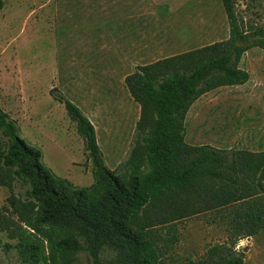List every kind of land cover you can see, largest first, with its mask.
Returning a JSON list of instances; mask_svg holds the SVG:
<instances>
[{"label": "rangeland", "instance_id": "374dc122", "mask_svg": "<svg viewBox=\"0 0 264 264\" xmlns=\"http://www.w3.org/2000/svg\"><path fill=\"white\" fill-rule=\"evenodd\" d=\"M233 1L245 26L264 25V0ZM123 3L125 0H4L0 10V107L16 120L21 137L41 150L43 163L79 186L93 183V164L75 122L50 89L56 87L90 119L106 165L117 168L136 141L141 112L125 77L135 66L152 62H131L119 56L115 10ZM128 3L158 8L157 21H147L158 30V57L229 36L221 0ZM239 66L248 71L247 82L219 87L192 103L185 117L186 143L209 144L243 156L264 152V49H248ZM5 144L0 129V147ZM248 173L240 172L241 178H248ZM261 182L264 184V178ZM200 186L207 192L218 184L204 181ZM27 188L17 182L14 192L24 196ZM8 196V188L0 185V212ZM159 202L150 216L157 223L160 244H170L167 264H201L208 248L217 244L233 247L246 264H264V228L250 236L239 233L235 240L222 210L210 208L208 192L186 201L167 198ZM173 218L176 220L170 221ZM162 221L169 222L158 223ZM11 242L0 230V264H31L22 261L14 247L5 250ZM39 243L36 264H93L85 249L68 259L58 256L53 263L46 241ZM113 258L110 249L100 252V264H115Z\"/></svg>", "mask_w": 264, "mask_h": 264}, {"label": "trees", "instance_id": "16d2710c", "mask_svg": "<svg viewBox=\"0 0 264 264\" xmlns=\"http://www.w3.org/2000/svg\"><path fill=\"white\" fill-rule=\"evenodd\" d=\"M221 1L229 23L226 39L137 65L125 77L141 112L136 141L117 168L106 165L90 119L56 87L50 89L75 122L92 161L94 181L88 186L46 166L41 150L21 137L16 120L0 107L6 137L0 147V185L9 190L0 230L13 240L5 250L12 246L22 261L36 264L42 240L53 263L85 249L92 263L100 264V252L107 248L115 264H167L170 244H160L151 208L167 198L186 201L207 192L210 208L222 210L235 240L239 233L250 236L264 228V152L243 156L184 140L192 103L219 87L247 82L249 73L239 66L243 54L255 46L264 49V25L245 26L234 1ZM3 4L0 0V10ZM245 170L249 176L242 179ZM204 181L218 186L205 192ZM17 182L28 186L24 196L14 192ZM201 264L246 263L233 247L217 244L208 248Z\"/></svg>", "mask_w": 264, "mask_h": 264}, {"label": "crops", "instance_id": "0c3cea01", "mask_svg": "<svg viewBox=\"0 0 264 264\" xmlns=\"http://www.w3.org/2000/svg\"><path fill=\"white\" fill-rule=\"evenodd\" d=\"M115 12L117 13L116 30L119 34L117 50L122 60L131 62L139 60L155 61L167 57L156 55L158 30L147 25V21L150 19H153L154 22L157 21V7L130 4L128 0H125V3L119 5ZM153 52H155L154 56H151Z\"/></svg>", "mask_w": 264, "mask_h": 264}]
</instances>
